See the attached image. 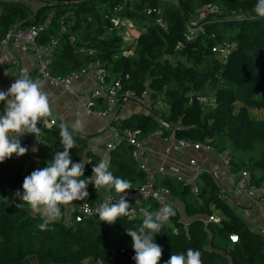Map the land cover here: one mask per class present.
I'll list each match as a JSON object with an SVG mask.
<instances>
[{
	"label": "trees",
	"instance_id": "1",
	"mask_svg": "<svg viewBox=\"0 0 264 264\" xmlns=\"http://www.w3.org/2000/svg\"><path fill=\"white\" fill-rule=\"evenodd\" d=\"M257 2L38 0L33 7L21 0H0V41L17 24L43 26L48 21L39 40L47 44L56 38L51 61L54 76L63 77L88 62L99 61L108 81L120 80L121 92L150 93L153 112L118 117L114 126L121 135L136 131L146 136L161 129L164 137L207 142L214 150L229 153L231 170L249 171L251 182L264 187V117L253 115L255 110L264 111V17L254 11ZM206 4L219 10L200 17L193 25L197 28L194 38H187L189 25ZM115 19H130L143 26L134 45L125 43ZM159 19L166 23V29ZM227 43L234 47L223 61L214 48ZM129 49H133L131 55L125 53ZM7 69L0 61V81ZM32 75L33 71L29 77ZM207 88L214 92L208 108L202 102ZM161 100L168 106L167 112L155 108ZM96 106H105L104 100L94 97L90 107ZM3 110L4 102H0V113ZM40 132L38 165L28 152L0 162V264H27L31 255L38 264H135L127 229H138L144 218L122 216L108 224L87 217L67 223L66 206L62 205V217L41 230L40 214L15 197L17 190L23 191L27 175L46 167L54 153L63 150L60 124ZM74 139L76 146L70 150L73 162L81 158L92 161L85 165L81 179H86L102 155L89 149L87 137L75 132ZM108 161L114 176L131 182L128 192L146 181L129 141L118 140ZM158 184L169 187L183 205V213L178 205H170L176 215L153 235L163 249L160 264L173 253L186 255L189 248L201 252L203 264H264V234L254 231L222 198L210 172L198 174V192L188 181L171 174H160ZM87 191L88 201L103 202V193L93 184ZM214 213L220 222L207 219ZM232 234H237L236 242L231 240Z\"/></svg>",
	"mask_w": 264,
	"mask_h": 264
},
{
	"label": "built area",
	"instance_id": "2",
	"mask_svg": "<svg viewBox=\"0 0 264 264\" xmlns=\"http://www.w3.org/2000/svg\"><path fill=\"white\" fill-rule=\"evenodd\" d=\"M218 10V6L206 4L199 10V12H201V15L203 14L202 16H204L211 11ZM148 13H151V10H148ZM124 20L121 21L115 19L114 21L122 28L124 26ZM158 22L165 29L167 28L166 23L161 19H159ZM197 22L192 21V24L189 25L187 38H194L197 28H194L193 25H196ZM47 24L48 21L43 26L22 27L20 24L13 26L0 41V61L8 67L16 68L19 75L26 70L29 76L33 71L34 74L44 83H48L52 86H62L65 90L69 91L73 90L74 82L78 80L92 81L93 85L90 93L91 96H88L89 98L86 102L87 109L89 113L100 117L104 122V126L106 128H110L112 133L115 134L117 138L115 141L106 144L107 151L110 152L112 148L116 147L117 141L120 139L129 141L134 147V158L136 162L146 174V181L143 184L134 187L132 191L127 193L126 199L131 205V215L124 217L130 220L143 219L145 218V214L158 211L162 205L167 204L176 206V199L172 195L170 188L158 184L160 174H171L179 180H186L191 184L193 190L198 192L199 188L197 185V176L202 171H208L214 176V180L219 187L220 195L230 206H240V200L242 201L248 199V201L252 203L249 208L252 218L259 216L257 214V210L260 211L261 216L256 218L255 222H249V225H251L250 227L254 231L257 229V232L264 234V187L256 186L251 182V174L249 171L231 170L230 156L227 151L219 152L222 154L224 162L228 167L227 172L218 171L205 166L199 167V164L201 163L198 158L194 156L188 157L187 168H183L181 165L173 166L171 168H167L165 165H161L158 169L151 168L146 162L142 161V159L144 158L147 150H149L151 138L155 135L163 136V131L159 129L146 136H139L136 131H125V133L121 135L114 124H112V121L115 118L121 117L122 108L129 101H145V99L150 96V93L145 91L141 96H138V94L133 90L121 92L120 80L112 82L108 81L106 79L105 69L99 61L88 62L78 70H75L66 76H54L51 71V61L54 46L56 44V38H52L47 44L41 43L39 40L40 31ZM65 30L66 26H63L62 31ZM233 47V44L228 43L218 45L214 48V52H216V54H218L223 61H226ZM11 49H14L16 52H12V55L7 59L4 58V55H2L3 51L9 50L11 52ZM18 50L32 55V64L34 65L32 70H30L25 63H23L22 58L17 54ZM125 53L131 55L133 53V49L126 50ZM94 97L104 100L105 106H96L92 109L90 106ZM202 102L205 107L209 105V101L205 98H202ZM121 106L123 107L121 108ZM58 124V119L52 115L50 117L42 118L41 121L38 122L37 126L41 131L44 128H51ZM164 124L167 125V123ZM40 133L41 132L38 134V140L35 134H25L20 137L22 146L29 149L28 153L33 156L37 165L39 162L38 146L41 141ZM33 146L36 147L37 151H32ZM175 147L176 149L192 148L195 151L211 152L214 150L207 142L192 141L187 138H177ZM103 195V202H116V200L119 199V196L124 194L117 193L113 188L110 189L107 187L106 193ZM103 202L92 203L87 199L79 201V203L72 202L70 205L72 206V221L74 218L76 221H82L87 217L98 218V215L96 214L97 209ZM207 219L213 222L221 221L220 216L216 213L209 216ZM167 223H169V220ZM233 237H236V239L234 240ZM230 238L233 242L238 240L237 234H232Z\"/></svg>",
	"mask_w": 264,
	"mask_h": 264
},
{
	"label": "clouds",
	"instance_id": "3",
	"mask_svg": "<svg viewBox=\"0 0 264 264\" xmlns=\"http://www.w3.org/2000/svg\"><path fill=\"white\" fill-rule=\"evenodd\" d=\"M259 17H264V0H258L254 8ZM0 102L4 110L0 113V162L25 155L29 149L22 146L21 139L25 134H35L38 140L40 128L37 126L42 118L53 115L50 104V94L44 91V83L39 78H30L24 70L16 76L15 81L7 91L0 90ZM82 121L77 120L72 125V131L63 123L60 124V143L62 151H56L44 168L33 170L24 178L21 192L17 190L15 197L27 203L34 213L40 214L41 230L49 224L58 221L63 213L61 206H70L74 201H84L88 196V185L95 189L101 187L114 188L120 195L116 202L105 201L97 209L100 221L114 224L118 218L131 215L130 203L126 199L131 189L129 180L116 177L109 171L110 162L101 159L92 168V175L84 177L85 165L92 163L90 159L81 158L73 162L70 150L75 148L74 133L81 130ZM32 151H37L33 146ZM23 207V204H18ZM176 211L170 205H162L158 211L145 214L142 225L138 229L128 228L127 234L132 238L135 264H160L163 254L162 246L156 243L153 235L160 233ZM165 264H203L201 252L189 248L184 253H173Z\"/></svg>",
	"mask_w": 264,
	"mask_h": 264
},
{
	"label": "crops",
	"instance_id": "4",
	"mask_svg": "<svg viewBox=\"0 0 264 264\" xmlns=\"http://www.w3.org/2000/svg\"><path fill=\"white\" fill-rule=\"evenodd\" d=\"M130 19L124 20V26L122 27V34L125 39L132 38L131 42L133 44V34L132 29L134 25L131 24ZM12 52H16L14 49L4 50L2 55L4 58H8L12 55ZM17 54L22 58L23 63L32 70L34 65L32 64V55L21 50L17 51ZM16 68L8 67L6 76L0 81V90L7 91L11 84L15 81V77L18 76ZM30 78H38L35 74L30 76ZM48 85L50 91V104L53 110V115L58 119L59 124L63 123L72 130V125L75 121H82L81 130L77 131L89 139V149L102 155L103 159L109 158V153L106 149V144L115 141L117 138L111 130L105 128L103 120L95 114L89 113L84 107V102L88 101V96L91 93L92 81L91 80H78L74 82L73 90H65L62 86H52L48 83H44V87ZM140 105H148L147 101L140 102ZM126 106V105H125ZM122 108V110L125 108ZM131 108H134L137 112L142 111L140 107L135 104H130ZM130 116V113L128 114ZM177 138L173 135L164 137L157 136L151 138L149 150L145 153L142 161L146 162L151 168L158 169L161 165H165L167 168L173 166H183L187 168L188 157L194 156L198 158L199 167H209L216 169L218 171L227 172L228 167L226 166L222 154L212 150L209 151H195L192 148L187 149H176ZM103 188H107L106 186ZM100 189V188H99ZM102 191V190H100ZM103 193V192H102ZM106 193V190H105ZM103 193V194H105ZM173 201V200H172ZM76 201H74L75 203ZM251 202L248 199L240 200V206L238 208L251 207ZM247 205H250L249 207ZM245 219V218H244ZM247 221V219H245ZM255 222L256 218L250 216V222ZM248 222V221H247Z\"/></svg>",
	"mask_w": 264,
	"mask_h": 264
},
{
	"label": "rangeland",
	"instance_id": "5",
	"mask_svg": "<svg viewBox=\"0 0 264 264\" xmlns=\"http://www.w3.org/2000/svg\"><path fill=\"white\" fill-rule=\"evenodd\" d=\"M21 1H25V2H27V3H29V4H31V6H33V7H36L37 6V1L38 0H21ZM203 15V14H202ZM201 15V12H199L198 14H196L195 15V17H194V19H193V22H197L199 19H200V17L202 16ZM132 22V21H131ZM131 24H133L134 25V29H132V36H133V45L136 43V41H137V38H138V36H139V34L143 31V26L142 25H135L133 22L131 23ZM128 39H125V43L127 44V42L130 40V42H131V40H132V38H129V37H127ZM129 44H131V43H129ZM16 78V77H15ZM44 83V82H43ZM55 87H57V86H55ZM44 91H46V92H49L50 91V88H49V86L48 85H46L45 87H44ZM90 96H91V94H89ZM89 96V97H90ZM213 97H214V92L211 90V88H207L206 90H205V92H204V96H203V98H205L206 100H208L209 101V105L206 107V108H208L209 106H210V104L213 102ZM145 101H147L148 102V105L146 106V105H140V102H144V101H129L127 104H126V106H125V108L122 110V112H121V117H128V114L130 113V115L132 114V113H134V112H137L134 108H131L130 107V104H135L137 107H140L141 108V110H142V112H148V113H151V112H153L152 111V108L150 107L151 105V99H150V96L149 97H147L146 99H145ZM5 103V102H4ZM86 111H88V109H87V106H86V102H84V107H83ZM155 108H157V110H159V111H161V112H167L168 111V106L165 104V102H164V100L162 101H159L157 104H156V106H155ZM255 117H264V111L262 112V111H254V114H253ZM106 128V127H105ZM107 129H109V130H111L110 128H108L107 127ZM100 190H102L101 192H103V193H105V188H103V187H101L100 188ZM77 203H79V201H76ZM175 205L178 207V208H180L181 210H182V213H183V205H182V203L179 201V200H176L175 201ZM232 207H233V209L236 211V213L237 214H239L240 216H242L243 218H245V219H247V221H248V223L250 222V216L252 215L251 214V212H250V210L249 209H247V208H238L237 206H233V205H231ZM248 207L250 206V205H247ZM71 212H72V206H66V214H65V221L67 222V223H71V222H73L72 221V218H71ZM257 214L259 215V216H261V213H260V211L259 210H257ZM259 216H256V218H259ZM185 219H188V217L186 216V218ZM251 226V225H250ZM257 229H255V231H256ZM27 264H38V261H37V259H36V256H29L28 258H27Z\"/></svg>",
	"mask_w": 264,
	"mask_h": 264
},
{
	"label": "water",
	"instance_id": "6",
	"mask_svg": "<svg viewBox=\"0 0 264 264\" xmlns=\"http://www.w3.org/2000/svg\"><path fill=\"white\" fill-rule=\"evenodd\" d=\"M43 1H72V0H43ZM122 107H123V106H121V108H122ZM117 119H118V117L115 118V119L112 121V124H115L116 121H117Z\"/></svg>",
	"mask_w": 264,
	"mask_h": 264
},
{
	"label": "snow or ice",
	"instance_id": "7",
	"mask_svg": "<svg viewBox=\"0 0 264 264\" xmlns=\"http://www.w3.org/2000/svg\"><path fill=\"white\" fill-rule=\"evenodd\" d=\"M233 239L235 240V239H236V237H233Z\"/></svg>",
	"mask_w": 264,
	"mask_h": 264
}]
</instances>
